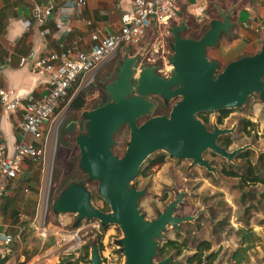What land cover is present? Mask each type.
Returning <instances> with one entry per match:
<instances>
[{"label":"rangeland","instance_id":"1","mask_svg":"<svg viewBox=\"0 0 264 264\" xmlns=\"http://www.w3.org/2000/svg\"><path fill=\"white\" fill-rule=\"evenodd\" d=\"M205 24L189 18L188 28L182 35L199 36ZM148 37L149 33H146L141 45L148 41ZM167 40V48L172 51L170 47L173 41L171 37ZM134 51L130 46H121L94 71L86 73V77L72 85L68 96L61 101L48 121L50 130L45 143V155L36 161H27L14 180L12 192L15 194L13 199L17 204V214L12 218V223L23 227V231L18 230L13 235L20 236L25 245L22 252L27 258L33 255L46 258L52 254H60L61 257L70 253L77 257L84 244L102 236L103 249L100 255L105 264L123 263L124 255L118 244L123 233L117 224L109 223L104 233L96 219H82L79 226L75 227V213H55L52 205L68 182L79 181L89 189L92 204L97 208L104 206L97 181L89 179L78 165L80 152L75 137L85 131L83 112L107 99L104 84L115 76L118 65L127 53ZM78 94L83 96L85 104L80 109H73L70 103ZM147 97L157 103L152 115L168 112L177 100L165 102L155 94H148ZM205 116L212 128L211 124L217 121L219 112H206ZM145 118H141L139 123ZM245 120L252 122L246 129L249 133L243 129ZM68 124L72 127L69 134L66 132ZM217 125L233 129L220 137V141H228V151L247 144H251L252 148L238 153L232 161L206 150L203 158L215 168L214 172L192 164L190 159L174 158L164 151L151 153L140 166L143 174L136 175L130 182L132 186L145 191L139 197L137 207L150 220L164 211L178 193H182V201L175 209V214L196 217L181 223L179 230L167 225L162 236L157 238V246H162L169 239L185 243L186 247L180 255L171 252L174 264L184 261L202 240L211 244L210 251L205 254H217L212 264H264V181L256 184L242 181L248 167L264 177V101L260 100L259 93L249 96L242 106L230 108L222 123ZM129 138L128 126L122 125L114 135L112 150L116 155L124 154ZM159 156L163 162L151 165V161ZM230 170L239 176L227 175L226 171ZM242 232L247 233L249 248L244 259L236 263L231 254L239 247ZM155 260L159 258L155 257ZM15 263H18V257Z\"/></svg>","mask_w":264,"mask_h":264},{"label":"water","instance_id":"2","mask_svg":"<svg viewBox=\"0 0 264 264\" xmlns=\"http://www.w3.org/2000/svg\"><path fill=\"white\" fill-rule=\"evenodd\" d=\"M215 8L219 16L211 18L197 38L182 35L188 28L187 20L177 21L178 15L166 34L158 35L151 28L148 41L133 46L135 51L127 53L115 76L104 84L107 99L83 112L85 131L75 137L80 152L78 165L89 179L97 181L99 195L110 210L104 212L95 207L87 186L71 181L59 192L53 211L73 212L79 220L96 219L99 226L117 224L123 233L122 264H168L170 256L155 260L157 238L167 225L179 230L181 223L196 217L175 214L182 201L181 192L157 217L149 220L141 214L137 201L145 191L130 182L146 157L164 151L214 172L215 168L203 158L206 150L232 161L238 153L252 148L247 144L228 151L217 143V138L233 129L214 124L210 131L197 117L202 112L240 107L255 92L264 101V41L258 52L224 66L207 56L206 48L214 47L221 34H229L232 26L231 10L224 12L217 4ZM169 37L172 51L167 48ZM148 94L158 95L165 102L177 100L168 113L152 115L157 103ZM143 117L146 118L139 123ZM122 125L128 126L130 138L124 154L118 156L112 146ZM89 264H105L97 243L91 246Z\"/></svg>","mask_w":264,"mask_h":264},{"label":"crops","instance_id":"3","mask_svg":"<svg viewBox=\"0 0 264 264\" xmlns=\"http://www.w3.org/2000/svg\"><path fill=\"white\" fill-rule=\"evenodd\" d=\"M84 1V5L75 4L66 10L65 1L52 0V15L40 23L30 13L36 0H0V87L13 88L21 97L27 94L41 97L46 92L47 78L45 73L31 65L30 61L34 56L60 51L70 46L73 40L78 41L80 49H88L92 43L90 34L94 28L101 35L115 32L120 27L123 15L131 10L129 0ZM216 4L224 12L231 10L232 26L229 34H221L214 47L206 48L207 56L224 66L231 60L258 52L264 41V0H191L181 4L178 18H193L195 21L206 22L207 26L211 18L219 16ZM85 20H91L92 24H86ZM43 26H47L49 30L44 36L40 33ZM66 28L69 30L64 32ZM23 56L29 61L20 64ZM22 117L21 108L6 113L0 104V141L9 148L21 139L46 146L50 130L48 122L43 126L38 139L31 134H23L19 127ZM16 178L11 180L6 195L0 200V230L12 235L18 230L23 231V227L12 223V218L17 214V204L13 199L15 194L12 192ZM13 236L14 239L9 244L0 240V261L3 260L0 264H53L59 261L60 254H52L46 258H41L40 255L27 258L22 252L25 245L20 236ZM17 257L18 263H15Z\"/></svg>","mask_w":264,"mask_h":264},{"label":"built area","instance_id":"4","mask_svg":"<svg viewBox=\"0 0 264 264\" xmlns=\"http://www.w3.org/2000/svg\"><path fill=\"white\" fill-rule=\"evenodd\" d=\"M64 9L69 10L75 4L84 5V0H63ZM191 0H129L131 10L121 19L117 31L100 34L94 28L90 37L92 40L88 49H80L78 41L73 40L70 46L60 51H50L32 58L31 65L46 74L45 94L34 97L27 94L21 97L10 87H0V104L6 113L23 110L19 127L23 134H31L35 138L41 136L43 126L49 121L61 101L68 96L69 90L80 78L86 77L104 61L125 46H136L143 36L153 27L158 35L167 33V28L178 15L181 4ZM52 0H36L31 8V15L40 23L46 21L53 12ZM91 25V20H85ZM66 28L64 32L68 31ZM47 26L40 30L41 35L48 34ZM25 56L20 58V64L28 62ZM45 155L43 144L29 143L17 140L9 148L0 141V200L6 195L11 180L16 178L25 161H36ZM14 236L0 230V240L5 244L13 241Z\"/></svg>","mask_w":264,"mask_h":264},{"label":"trees","instance_id":"5","mask_svg":"<svg viewBox=\"0 0 264 264\" xmlns=\"http://www.w3.org/2000/svg\"><path fill=\"white\" fill-rule=\"evenodd\" d=\"M185 32H186V30L184 31V33ZM199 35H200V33H199ZM188 36H190V35H188ZM190 37L197 38L199 36H190ZM102 102L96 104L94 107L100 105ZM84 104H85V100H84L83 96L81 94L80 95L78 94L74 98H72L70 106L73 109H80L84 106ZM218 112H219V116L217 118V122L222 123V119L224 118V116L227 115V113L229 112V109H220V110H218ZM197 117L200 118L201 120L203 118L207 119V116H205V113H203V112L197 114ZM251 125H252V122H250L249 120H245L243 129L246 130ZM67 127L68 128L66 129L67 130L66 132H67V134H69L72 130V127L70 124H68ZM246 131L249 133V130H246ZM222 145L226 147V146H228V142L223 143ZM162 162H163V158L161 156H159V157L153 159L150 164L151 165H159ZM226 173H227V175H231V176H239V174L237 172H234L232 170L226 171ZM138 174H143V169H139L137 175ZM244 175L245 176L242 178V181H244V182L251 181V183L256 184V183H260V182L264 181V177L256 174L254 169L251 167L247 168ZM55 199L53 200V203H54ZM91 199H92V195H91ZM52 209H53V205H52ZM100 209L104 212H107L110 210L108 207V204L106 202L104 203V206L101 207ZM79 223H80V220L77 219V217H76L74 226L78 227ZM100 226H101L103 233H104V231L107 230L108 224L100 223ZM241 231H244V230H241ZM101 237L102 236H99V238L92 240L89 243L84 244L83 248H82L83 250L81 251L79 256L76 257V256H74L73 253L66 254V255L61 256L59 261L56 263H53V264H89V251L91 249V246L94 243H97V245L99 247V251H102V249H103ZM118 244H120V239L118 240ZM185 247H186L185 243H182V242L180 243L175 239H169L162 246H157L156 253H155L154 257H158L159 260H162V259L170 256L172 259L169 261L168 264H174L175 262L173 260V255L171 252L174 251L176 255H180L182 250ZM248 248H249V246H248L247 233L242 232L241 243H240L239 247L232 252V254H231L232 259L236 263H240L244 259L245 253H246ZM210 249H211L210 242L207 240H202L196 245V248L192 254L188 255L184 261L176 262V264H212L213 261L216 259L217 254H216V252H210L208 254H205L206 252H209ZM2 262H3V260L0 261V263H2Z\"/></svg>","mask_w":264,"mask_h":264},{"label":"flooded vegetation","instance_id":"6","mask_svg":"<svg viewBox=\"0 0 264 264\" xmlns=\"http://www.w3.org/2000/svg\"><path fill=\"white\" fill-rule=\"evenodd\" d=\"M158 97H159L162 101H164L160 96H158ZM217 112H218V111H217ZM164 113H168V112L166 111V112H164ZM228 113H229V112H228ZM228 113H227V115H228ZM227 115H226V116H227ZM226 116H224V118H225ZM224 118H223V119H224ZM223 119H222V120H223ZM201 121L207 126V128H208L210 131H212V129H213V125H214V124H221V123H218V122L216 121V122H214L213 124H211L212 128H210V127H209V124H210V123H209V119H208V117H207V119H204V118H203ZM219 128H220V127H219ZM229 133H230V132H229ZM225 134H227V133H225ZM221 135H223V134H220V135L218 136V138H217V143H218L220 146H222V147H224L225 149H227V148L229 147V143H228V146H226V147L223 146L222 144H223V143H226V142H228V141H225V142H224V141H220V139H221V138H220ZM246 150H247V149H246Z\"/></svg>","mask_w":264,"mask_h":264}]
</instances>
